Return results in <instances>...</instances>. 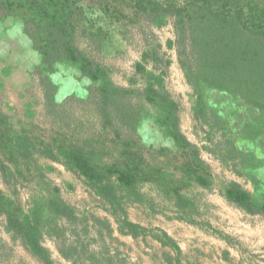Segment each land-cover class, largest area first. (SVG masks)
Wrapping results in <instances>:
<instances>
[{"label":"trees","instance_id":"16d2710c","mask_svg":"<svg viewBox=\"0 0 264 264\" xmlns=\"http://www.w3.org/2000/svg\"><path fill=\"white\" fill-rule=\"evenodd\" d=\"M95 12L97 21L89 17ZM110 17L149 28L173 24L175 39L167 47L176 50L195 99L193 120L207 145L200 148L181 130L180 107L165 89L161 70L170 63L159 46L143 53L126 86L116 84L108 68L80 49L79 32L108 55ZM15 18L40 59L31 79L40 90L45 119L44 126L23 122L0 103V180L15 191L29 188L30 178L37 180L40 194L19 216L14 201L0 194V216L13 241L39 263L56 264L44 245L51 241L68 264H130L117 250L112 254L111 246L124 245L119 236L148 235L128 211L148 205L157 213L161 195L174 204L176 219L194 224L189 215L196 200L181 185L173 187L178 173L161 158L168 154L183 160L180 174L186 183L195 179L211 186L205 151L235 176L257 177L264 185V155L242 148L264 140V0H0V24ZM64 66L87 82L82 91L66 93L54 80ZM210 91L232 98L230 118L210 103ZM152 132L171 147L151 141ZM42 161L64 167L107 216L80 214L59 186L46 181L51 168ZM220 195L245 213L264 217V198L238 182H225ZM156 232L155 241L180 255L167 233Z\"/></svg>","mask_w":264,"mask_h":264},{"label":"rangeland","instance_id":"374dc122","mask_svg":"<svg viewBox=\"0 0 264 264\" xmlns=\"http://www.w3.org/2000/svg\"><path fill=\"white\" fill-rule=\"evenodd\" d=\"M81 4L89 3L84 1ZM88 6L93 11L95 10L91 3ZM97 16V12H95L89 17L93 21H97ZM108 20H112V23L108 25L109 35L112 36V39L105 48L108 55L100 53L96 44L89 41L88 35L79 32L77 43L80 49L96 57L101 66L108 68L110 76L116 84L126 86L134 72L135 64L141 60L143 53L146 50L154 51L155 47L159 46L160 54L170 63L167 67L161 66V70L165 72V89L179 104L181 130L192 143L200 148L207 145L203 141L205 133L198 128L193 120L195 99L179 66L176 50L167 47V42L175 39L173 24L169 22L162 28H149L143 24L132 23L127 18H121L120 21L110 17ZM39 62V56L32 51L16 18L0 24V103L4 112L10 116L23 122L34 121L44 126L42 121L45 118L40 90L37 83L31 79L33 66ZM53 78L66 89V93L80 92L87 86V82L79 81L78 72L69 66L60 68ZM210 103L218 107L221 114L227 118L231 117L235 109L232 98L224 93L210 91ZM147 132L151 133L150 127H147ZM146 138L149 139L148 136ZM151 141L171 147V144L164 140L158 132H152ZM242 148L255 150L258 154L264 155V140L253 144L243 143ZM161 158L170 160L169 169L171 171L177 172L178 175L182 172L180 169L184 162L180 157L175 158L174 155L168 154ZM202 159L209 166L213 175L209 188L195 179L186 183V178L183 179L181 174L174 178L173 184V187L181 185L184 192L196 200L197 208L189 215V220H193L195 223L176 219L174 204L161 195L157 198V204L161 206L158 207L157 213H153L148 205L147 207L134 206L129 209L130 220L146 227L148 235L134 240L132 237H121L117 234L124 245L111 246L112 254L117 250L121 254L120 258L127 260L130 264H172V261L176 264L179 261H182L183 264H190L189 259L192 261L205 257H217L218 251L219 255L227 257L226 246L227 248L229 246L241 248L245 243L247 249H252V252L258 251L254 244L251 245L244 240L245 233L242 224L261 226L264 225V217L251 216L230 205L220 195V190L225 182L236 181L246 191L252 195L259 194L258 196L263 199L264 185L261 184V179L237 177L231 171L224 169L213 156L205 151L202 153ZM42 164L51 168L49 173H46V181L59 186L64 200L75 207L80 214H94L101 218L107 216L101 209L99 200L64 167L48 161H42ZM30 181L29 188L24 189L18 186L15 191L13 187L6 186L0 180V194L14 201V208L17 209L18 216L21 213H28L32 207L33 199L40 194L36 185L37 180L30 178ZM156 230L167 233L177 248L178 244L191 246L189 253L183 254L181 251L178 255L173 247L163 246L160 242L155 241L151 236L158 234ZM259 235L263 234L259 232ZM44 245L50 249L56 264H68L60 257L51 241L45 242ZM93 247H97V244L94 243ZM258 255L263 254L258 252ZM0 264H41L21 246L19 241H13V237L7 233L4 227V218L1 216Z\"/></svg>","mask_w":264,"mask_h":264},{"label":"crops","instance_id":"0c3cea01","mask_svg":"<svg viewBox=\"0 0 264 264\" xmlns=\"http://www.w3.org/2000/svg\"><path fill=\"white\" fill-rule=\"evenodd\" d=\"M243 232L245 233L244 240L250 243L251 245L254 244L258 251H251L252 249H247L245 243L241 248L239 247H225V253L228 254L227 257L219 255L213 258H201L198 260H190V264H264V225L261 226H252V225H243ZM260 230V231H259ZM259 232L263 235H259ZM178 248L181 253L186 254L189 253V249L191 246H185L178 244ZM188 249V250H187ZM254 249V248H253ZM258 252H261L263 255H258ZM175 262L172 261V264ZM152 264V263H151ZM176 264V263H175ZM178 264H183V262L179 261Z\"/></svg>","mask_w":264,"mask_h":264}]
</instances>
